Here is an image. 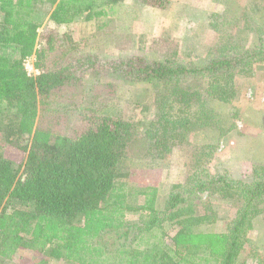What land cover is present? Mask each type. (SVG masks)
<instances>
[{"label":"trees","instance_id":"1","mask_svg":"<svg viewBox=\"0 0 264 264\" xmlns=\"http://www.w3.org/2000/svg\"><path fill=\"white\" fill-rule=\"evenodd\" d=\"M95 1L0 0V111L10 113L6 128L14 137H29L21 168L0 149V264L21 248L39 254L49 250L52 258L69 264H237L254 221L264 216V164L254 166L247 180L227 170L196 168L161 208L155 187H129L119 170L124 159L162 156L189 143L193 133L215 127L214 110L195 109L183 80L207 74L208 97L232 102L237 76L264 64V31L257 33L254 49L223 47L200 68L142 55L109 61L77 56L76 47L59 46L53 31L40 43L41 17L61 26L70 22L72 8L91 10ZM139 1L161 11L171 4ZM93 16H106V11ZM30 57L40 71L34 79L24 66ZM86 76L94 80L91 87L83 85ZM127 83L165 85L159 121L144 130L132 118L112 116L76 125L81 113H93L96 120L111 108ZM61 126L75 134L64 133ZM204 194L238 204L223 236L201 232L207 220L199 209ZM14 202L28 208L12 211ZM78 217L82 223H76ZM166 223L174 227L173 236L165 232ZM214 242L223 246L216 255L202 247Z\"/></svg>","mask_w":264,"mask_h":264},{"label":"rangeland","instance_id":"2","mask_svg":"<svg viewBox=\"0 0 264 264\" xmlns=\"http://www.w3.org/2000/svg\"><path fill=\"white\" fill-rule=\"evenodd\" d=\"M167 10H154L139 0H96L94 8L74 7L67 24L56 25L44 19L39 29L40 43L47 31H53L59 46L76 47L74 55H96L102 61L142 55L149 59L175 60L189 67L200 68L210 58L220 55L225 47L233 51H250L258 44L257 33L264 31V0H170ZM105 10L106 16L95 18L94 12ZM264 36V35H263ZM155 40L157 41L155 43ZM1 50L12 54V49ZM73 51V50H72ZM231 51V52H233ZM35 60V59H34ZM35 63L30 62V71ZM32 79L35 75L32 73ZM210 78L199 73L183 80L192 96L195 109L214 110L215 127L190 136L189 143L174 147L162 156L145 159L127 158L120 166V180L132 188L155 187L157 207L161 208L170 191L184 185L196 168L229 171L235 178L247 180L254 166L264 164V64L251 73L236 78V95L230 103L211 100L207 89ZM83 85L91 87L94 80L86 76ZM165 94L163 83L124 84L113 99L114 105L95 117L81 113L76 125L97 122L99 117L132 118L140 130L161 117L160 101ZM92 121V122H91ZM11 122L7 111H0V149L16 168L26 159L24 147L29 137H14L6 126ZM68 135L70 127L61 126ZM238 204L219 195H202L200 211L207 217L201 232L225 235L235 217ZM14 202L10 210L27 209ZM81 217L76 223H82ZM171 223L164 225L169 236L174 235ZM209 253H220L222 245L212 243ZM2 264H69L28 248H21L11 260ZM237 264H264V216L258 217L248 233L247 243Z\"/></svg>","mask_w":264,"mask_h":264},{"label":"built area","instance_id":"3","mask_svg":"<svg viewBox=\"0 0 264 264\" xmlns=\"http://www.w3.org/2000/svg\"><path fill=\"white\" fill-rule=\"evenodd\" d=\"M35 58L34 57H30V58H27L25 61H24V66H25V69L28 73L29 76L32 75V73L36 76H38L40 74V71L35 67V63L33 64L32 66V71H30L29 67H30V62L33 60V62L35 61L34 60Z\"/></svg>","mask_w":264,"mask_h":264}]
</instances>
